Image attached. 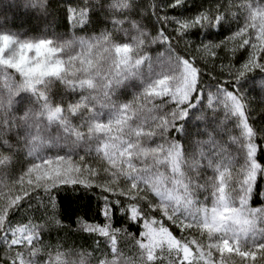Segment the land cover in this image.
Masks as SVG:
<instances>
[{
  "label": "snow or ice",
  "instance_id": "1",
  "mask_svg": "<svg viewBox=\"0 0 264 264\" xmlns=\"http://www.w3.org/2000/svg\"><path fill=\"white\" fill-rule=\"evenodd\" d=\"M173 2L178 4L181 0ZM127 7V0H118L112 16L114 25L124 19L119 13ZM88 12L87 6H69L70 23H86ZM222 17L223 12L217 6L190 20L178 21L176 31L183 34L195 25L218 24ZM152 39L167 46L169 59L153 63L149 78L132 99L114 103L112 94L116 88L130 75L140 72L150 60L148 52H142L150 42L144 33L119 41L106 30L81 39L78 48L65 55V41L46 37L21 39L8 31H0V66L13 73L12 79L6 77L0 82V96L6 98V110L24 109L33 103L34 96L42 106L35 114L41 122H54L76 142H84L89 135L96 141L94 160L74 150L56 155L37 154L14 177L0 179V237L7 236V246L17 250L12 264H32L38 254L35 245L39 243L40 224L8 225L9 208L34 190L63 184L96 185L108 194L101 209L106 223L96 230L105 235L111 251L98 264H156L162 256L166 264H264V208L254 209L249 203L257 175L264 172V165L256 159L260 145L256 144L248 123L242 96L223 83L215 93L206 95L208 107H223L237 117L245 150L244 162L239 166L218 164L215 167L210 203L193 198L179 142L165 140L155 147L145 143L169 128H180L178 121L189 115L194 101L205 99L197 57L211 62L219 55L220 48L227 50L232 44L233 53L241 48L250 50L239 65H233L231 60L221 63L220 67L232 80L238 81L256 68L264 70V7H250L245 21L223 41L204 42L195 48L186 42L188 54L185 56L174 54L172 38L163 29ZM16 73L19 81L14 79ZM53 78L83 94L67 105L50 103L44 84ZM21 87L33 96H13ZM158 100L170 102V111L161 112ZM105 108L111 111L106 119L103 118ZM81 110L92 114L90 122L83 127L70 125L67 116ZM39 139L34 134L32 142ZM9 160V154L0 150V165ZM120 177L127 188L118 191L116 184ZM113 195L127 197L130 218L142 221L140 236L131 237L135 248L132 256H126L121 250L119 241L123 229H114L107 223ZM261 195L264 196V189ZM140 201H147L148 209L141 208ZM47 203L50 207L45 209V214L54 217L56 206L51 194ZM149 209L158 215H145ZM166 221L179 227L184 235H175ZM87 227L95 228V222H89ZM192 233H197L199 238ZM25 246L33 249L28 260L22 251ZM45 255L48 259L44 264H70L73 253L57 247Z\"/></svg>",
  "mask_w": 264,
  "mask_h": 264
},
{
  "label": "trees",
  "instance_id": "2",
  "mask_svg": "<svg viewBox=\"0 0 264 264\" xmlns=\"http://www.w3.org/2000/svg\"><path fill=\"white\" fill-rule=\"evenodd\" d=\"M262 2L264 0H181L180 3L174 4L173 0H127L128 7L121 9L119 13L124 19L118 26L111 22L118 0H47L41 5L50 13L53 21L52 28L55 30H66L72 26L84 38L107 30L113 33L114 39L119 41H127L133 35L144 33L150 38V42L142 48V52L147 51L148 54H152L163 47H167L158 40L152 39L158 35L160 29H163L172 38L171 47L174 54L185 56L188 54L186 42L191 48H195L204 42L225 40L245 21L246 7L248 5L256 6ZM18 3L20 2L18 1ZM69 6L74 8L87 6L89 8L87 22L81 25L70 23ZM217 6L223 12V17L218 24L195 25L183 34L177 33L176 25L178 21L190 20L197 14L214 9ZM18 9L16 8V10ZM9 10L0 9V16L3 14L8 15ZM31 13V11H26L22 14L18 13L23 25L15 24L17 17L13 16L11 26L14 28H25L26 30H23L24 34H37L38 27L33 23ZM6 20V18L0 19V25H7ZM132 27L136 32L130 31ZM122 29L125 31V35L121 36L119 30ZM228 47L227 50L220 48L218 50L219 55L213 58L211 62L206 58H196V63L200 67V85L205 90L207 87L217 88L218 85L223 83L229 90L236 91L242 96L245 102L248 123L253 129L256 144L260 145L259 150L255 153L256 159L259 160L261 165H264V70L256 68L246 73L240 80H232L220 67L221 63L227 64L231 60L233 65H239L246 60L250 50L241 48L233 53L232 44H229ZM4 74L8 75L9 79H12L10 71L4 70ZM16 76L19 77L17 73ZM17 77H14V79L19 81L16 79ZM58 83L59 87L55 91H62L64 85H66V89H69L68 85L63 81ZM122 89L128 90L130 93L133 88ZM16 91L28 90L21 87ZM156 103L159 104L161 112H168L172 107L170 102L158 100ZM214 112L206 113L207 117L211 114L215 115L211 124L209 123L208 126L205 124L207 130H211L214 125L220 122V115H216ZM199 113L200 109L194 101L193 107L189 109V115L178 121L181 125L180 128H169L163 135L158 133L150 137V139H158L159 141L175 140L177 142L185 141L186 139L189 142L193 141V139H189L190 134L187 135V128L190 123H192L193 127L191 129L194 130L193 134H191L192 137V135L196 136L197 131H203L205 128V126L203 128V121L207 119V117H198ZM1 117L0 115V150L10 156V160L2 165V167L8 166L10 168L2 178L6 179L16 172L15 170L22 164L20 157L17 155L13 156V158H17V162L11 161V154L15 153L10 149V145L7 144L13 143V141L17 144L18 140L14 131L3 133ZM199 135L203 136V132ZM4 140L9 143L5 144ZM50 194L52 203L56 206L54 217L50 214L47 216L45 214V209L50 207L47 203ZM106 199H108V194L96 185L85 187L81 184H63L47 190L43 188L37 189L22 198L15 206L9 208L7 224L10 226L26 223L40 224L39 243L35 245L38 254L35 255L32 264H44L48 259L45 253L57 247L61 251H72L73 255L69 257L70 264H81V260H83L84 264H98V260L111 251L105 235L96 230L106 223V216L101 212V209L105 207ZM250 200L253 205L261 203L259 184L255 185ZM116 201L119 202L117 203ZM42 202L45 203L42 204ZM110 203L111 208L107 223L114 229H123V232L120 233V247L126 256H132L135 253V248L131 237L135 236L138 238L140 236L142 221L130 218V211L127 208L129 199L127 197L113 195ZM140 207L148 209L147 201H140ZM121 209L124 210L122 211ZM149 213L153 216L158 215L157 212L151 209L144 214L147 215ZM89 222H95V228H88ZM166 222L175 235H184L180 228L171 221ZM191 235L199 238L197 233H192ZM16 251V249H10L0 237V264H12V257ZM22 251L25 260L31 258L33 249H28L25 246ZM156 264H166L165 257H160Z\"/></svg>",
  "mask_w": 264,
  "mask_h": 264
},
{
  "label": "rangeland",
  "instance_id": "3",
  "mask_svg": "<svg viewBox=\"0 0 264 264\" xmlns=\"http://www.w3.org/2000/svg\"><path fill=\"white\" fill-rule=\"evenodd\" d=\"M18 1L20 3H18ZM45 2H47V0H43L42 3L41 0H0V9H10L8 15L3 14L0 16L1 20L4 18L7 19V25H0V31H8L10 34H14L21 39L46 37L56 40L57 42L65 41V55H70L75 49L78 48L79 41L81 39H87L90 36L84 38V36L81 33H78L72 26L68 27L66 30H55L52 28L53 21L51 19L50 13L41 5ZM250 7H264V2L256 6L248 5L245 10L246 17ZM16 8L19 9L16 10ZM26 11L32 12V21L39 29H37V34H24L23 30H26L25 28H14L11 26V20L13 16L17 17L15 24L23 25L18 13L22 14ZM111 22L113 24L112 20ZM133 29V27L132 29L130 28V31L133 33L136 32ZM119 32L121 36L125 35V31L123 29L119 30ZM149 56L150 60L145 62L142 70L136 74L130 75L113 92L112 100L114 103L125 102L132 99V97L143 88L146 79L149 78L151 74L150 69L153 63L158 64L161 60L169 59L170 54L167 51V47H163L157 52L149 54ZM4 70L10 71L11 76H13L11 69H5L0 66V82L8 77V75L4 74ZM14 77H17L16 74H14ZM16 79L19 80L20 78L17 77ZM59 81L61 80L57 78L45 81L44 88L48 91L50 103L67 105L78 100L83 94L81 90L72 89L70 86H67L69 89H66V85L63 86L64 88L62 91H55L59 87ZM127 87L129 89L130 87L133 88L132 92L130 91L129 93L128 90L122 89ZM216 91L217 88H205V99L196 102V106H198L201 113H199L198 117L205 118L207 117V112L215 111L214 114L220 115V122L214 125L211 130H207L206 126L213 122L212 120L215 116L213 114L209 115L207 119L203 121V128L206 124L203 131H197L196 136L192 135V137L191 134H193L192 132H194V130L191 129L193 127L192 123H190L189 127L187 128V135L190 134L189 139H193V141L189 142L187 139L185 141H178L182 146L181 159L183 161L185 177L187 180L191 181V191L193 192V198L199 199L201 203L211 202V178L214 176L215 167L218 164H231L233 166H239L244 162L245 159L243 131L239 125L237 117L233 116L227 109L223 107L207 106V93H215ZM15 92L16 93H13V96H33V94L29 91ZM126 93L127 95H125ZM5 100L6 98L4 96H0V115L2 116L1 128L5 134L10 131H14L16 133L15 136L18 142L16 144V142L13 141L12 143L10 141L12 144H7L9 142L4 140V143L10 145V149L13 151V153H15L13 155L11 154V161L17 162V158H13L14 155H17L20 157L22 164L15 170L16 172L12 173L6 179H10L24 170L32 162L37 154L56 155L64 154L74 150L76 153L85 154L86 159H96L95 137L89 135L84 142H76L71 137L66 135L62 128L57 126L54 122H41L35 114H38L41 111L42 106L34 96L32 104L27 105L24 109L14 107L12 112H8L6 110ZM110 114L111 111L109 108H105L103 110V118L106 119ZM91 115L92 114L88 113L86 110H81L74 114L68 115L67 120L69 124L74 127H83L90 122ZM202 132L204 137L199 135ZM34 134L40 137L39 141L36 143L32 142V137ZM163 142L164 141H159L158 139L148 138L145 143L146 146L155 147L156 145ZM1 167L2 165H0V179H2L4 174H6L10 169L8 166ZM127 167L128 165L125 164L124 169L126 170ZM256 184L260 185L261 203L259 205H253L250 202L251 200L249 203L254 209L264 208V196L261 195V191L264 189V172L257 175L255 185ZM126 188L127 184L125 180L123 177H120L118 179V183L116 184V189L119 191ZM1 239H3L4 243H7L8 237L3 236Z\"/></svg>",
  "mask_w": 264,
  "mask_h": 264
}]
</instances>
